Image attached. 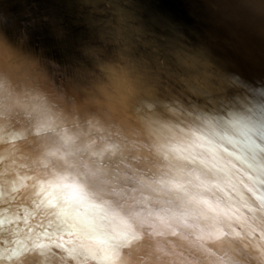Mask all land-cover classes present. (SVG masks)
<instances>
[{
  "label": "bare ground",
  "instance_id": "1",
  "mask_svg": "<svg viewBox=\"0 0 264 264\" xmlns=\"http://www.w3.org/2000/svg\"><path fill=\"white\" fill-rule=\"evenodd\" d=\"M193 7L168 59L155 37L115 68L94 54L85 88L26 37L65 40L55 21L0 0V264H264V4Z\"/></svg>",
  "mask_w": 264,
  "mask_h": 264
},
{
  "label": "water",
  "instance_id": "2",
  "mask_svg": "<svg viewBox=\"0 0 264 264\" xmlns=\"http://www.w3.org/2000/svg\"><path fill=\"white\" fill-rule=\"evenodd\" d=\"M24 1L32 5L45 19L55 21L57 26L55 25L54 28L58 32L67 35V37L65 36L66 41L60 37V41L51 42L48 37L40 38L41 34H38L36 29L26 31L27 38L38 37L37 42L33 43L36 46L33 47L30 43L32 48L47 49L48 62L42 64L45 67L48 66V71L53 73L51 81L56 85L72 83L78 86L84 83V86H82L83 84L81 86L85 88L89 86L88 81L86 78L78 77V74H75L76 70H81V66H87L89 72L86 71L85 75L95 79L96 76L104 72L100 60H94L92 57L94 54L104 57L103 60H107V65L115 68L121 61L128 60L129 62V59L126 58H129L130 55L136 58L138 49L145 48L146 43L155 37L158 43L161 42V46L155 44L157 49L152 50L153 54L158 55L159 58L168 59V48L166 47V51L162 49V46H164V41L162 42L164 40L163 30L165 28L166 30L170 29V14L178 13L181 9L184 10L189 4H193L192 10L195 14L200 13L207 19L210 16L215 17L218 13L233 14L235 11L241 14L250 13L248 11H251L249 8L251 3L264 4V0H215V3L212 2L213 0H190L185 6H181L184 0ZM170 5H173V7H170ZM255 13L259 12L254 11L253 14ZM183 19L186 25L194 20L187 15H184ZM40 24L44 25V22L42 21ZM203 24L208 26V24ZM62 41L66 44H62ZM15 42L17 43L16 46H21L18 40ZM22 44L26 46L28 43L23 42ZM50 75H47L48 78H50ZM36 82L41 83L42 80H32V85H37ZM50 99L53 100L54 98L51 96ZM260 185L264 186V183H260ZM261 190L264 191V187H261ZM235 193L233 191V194ZM231 201L244 210H249L245 206L247 204L243 205L240 201L235 202L233 198H231ZM208 250L213 253L210 248Z\"/></svg>",
  "mask_w": 264,
  "mask_h": 264
}]
</instances>
